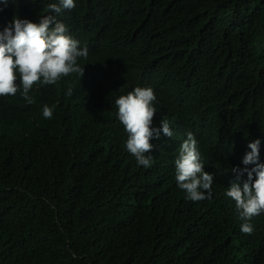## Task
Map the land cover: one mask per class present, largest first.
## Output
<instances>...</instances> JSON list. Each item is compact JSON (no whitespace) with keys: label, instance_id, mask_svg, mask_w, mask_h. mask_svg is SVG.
<instances>
[{"label":"trees","instance_id":"16d2710c","mask_svg":"<svg viewBox=\"0 0 264 264\" xmlns=\"http://www.w3.org/2000/svg\"><path fill=\"white\" fill-rule=\"evenodd\" d=\"M50 3L0 0V30ZM51 14L89 55L82 78L34 85L31 105L0 97V264H264V214L244 234L219 194L250 142L264 164V0H75ZM136 86L154 89V126L173 132L148 168L115 105ZM183 128L217 175L197 202L171 170Z\"/></svg>","mask_w":264,"mask_h":264},{"label":"clouds","instance_id":"9594fccd","mask_svg":"<svg viewBox=\"0 0 264 264\" xmlns=\"http://www.w3.org/2000/svg\"><path fill=\"white\" fill-rule=\"evenodd\" d=\"M74 7L75 0H58V3L48 4V14L41 15L38 22L14 16L3 26L0 30V97L19 94L31 105L35 103L30 95L34 85H55L72 74L83 77L84 66L79 60L87 59L88 48H81L66 25L51 14ZM72 92L69 87L66 95L71 96ZM156 102L157 96L150 86H136L115 100L117 117L127 134L126 150L145 168L153 163L151 153L156 147L153 141L173 136L166 118H160L159 126H154L158 114L154 107ZM55 107L45 103L43 117L51 119ZM259 146V139L248 144L251 151L246 152L242 162L236 160L230 165L219 187V194L232 206L239 229L249 235L254 231V221L264 214V164L259 163ZM249 164L255 167L249 169L245 166ZM171 170L188 200L201 201L210 198L211 192L215 193L217 175L204 161L195 135L185 128L175 145Z\"/></svg>","mask_w":264,"mask_h":264}]
</instances>
